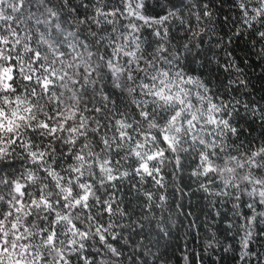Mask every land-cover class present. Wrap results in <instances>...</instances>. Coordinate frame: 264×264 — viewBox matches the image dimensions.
I'll return each mask as SVG.
<instances>
[{
	"label": "snow or ice",
	"instance_id": "obj_1",
	"mask_svg": "<svg viewBox=\"0 0 264 264\" xmlns=\"http://www.w3.org/2000/svg\"><path fill=\"white\" fill-rule=\"evenodd\" d=\"M245 34L264 59V0H0V264H204L182 228L264 264Z\"/></svg>",
	"mask_w": 264,
	"mask_h": 264
},
{
	"label": "trees",
	"instance_id": "obj_2",
	"mask_svg": "<svg viewBox=\"0 0 264 264\" xmlns=\"http://www.w3.org/2000/svg\"><path fill=\"white\" fill-rule=\"evenodd\" d=\"M227 7V5H226ZM222 16V13H220ZM237 58V62L240 63L241 67L246 71L248 77L250 78L251 84L250 89L254 86L255 92L252 99L259 100L260 96H264V59H260L257 55L259 45L252 47L251 41L247 34L241 37L238 40H235L234 43L230 46ZM225 73L220 72L219 78L223 80L225 78ZM246 120H251L250 117H246ZM246 120H241L240 123L245 129V135H242L240 140L247 145L248 140L256 138L260 139L264 135V127L260 125L259 120H256L251 123H246ZM251 129V135L248 136L247 132ZM191 171V168H185L184 172V183H188V173ZM177 186H181L179 182ZM196 186L192 185V189L195 190ZM187 190V189H186ZM203 194L196 192L195 195H192L189 198H185L182 201L179 198V194L176 195L177 203H182L184 206V211H191L193 217H200V221L205 219V214L201 209L205 208L206 201L202 199ZM130 198L133 203H135V193L130 194ZM214 199V198H213ZM198 221V223L200 222ZM184 224H187V221H184ZM212 231L217 232L218 238L223 240V225L219 226V229H212ZM207 233L204 228H201L198 232H187L184 228L180 230V240L177 243L182 247L183 241L187 240L189 243V250L195 249L198 256H204V264H213V261H216L217 264H220L219 257L223 255L220 251L215 253H209V255H204L201 251L204 244L207 242ZM180 252L176 253V256L173 257L174 264H183L182 261H178ZM210 257V258H209ZM194 264H199V259L194 260ZM223 264H235L231 259V254L225 257Z\"/></svg>",
	"mask_w": 264,
	"mask_h": 264
}]
</instances>
